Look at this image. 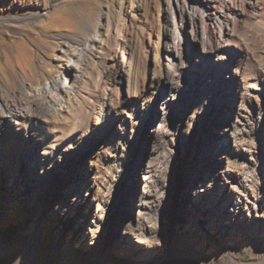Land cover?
Returning <instances> with one entry per match:
<instances>
[{
    "label": "bare ground",
    "instance_id": "bare-ground-1",
    "mask_svg": "<svg viewBox=\"0 0 264 264\" xmlns=\"http://www.w3.org/2000/svg\"><path fill=\"white\" fill-rule=\"evenodd\" d=\"M161 1V25L168 40L157 50L159 66L151 81L138 92L133 80L128 81V96L149 90L151 95L136 100V113L129 122L132 129L121 143L114 175L98 189L97 172L86 161L95 145L123 119L126 99L119 76L131 71L135 13L123 24L120 48L108 49L111 63L103 71L109 72L111 82L105 88L93 139L55 148L52 165L41 175L32 174L29 185L44 187L43 199L49 207L63 192L72 196L82 175L79 193L71 200L76 209L87 208L66 247L87 251L93 264H109V251L134 264H177L186 260L189 251L201 249L204 233L213 234L205 246L224 257L225 264H235L234 247L243 240L255 242L264 260V0ZM145 6V0H135L136 12ZM189 37L200 44L197 59L184 50V39ZM74 43L66 62L45 84L23 83L21 98L14 101L0 94V140L13 126L20 130L21 121L50 113L56 118L71 107L87 69L103 52L97 27L74 38ZM164 83L169 86L166 90L161 89ZM214 100L220 101L215 109ZM154 104L156 115L150 110ZM191 119L195 127L185 134L183 126ZM146 133H151L153 146L143 172V191L134 207L122 208L118 200L126 178L141 166L139 139ZM183 142L186 148L180 153ZM181 174L186 175L182 189L191 192L188 198L178 195ZM159 179L171 180L161 186L160 195L155 189ZM154 212L159 216L157 228L166 233L159 248L138 240L133 229L135 222H145L149 232L146 218ZM49 222L60 234L61 218ZM181 238L188 250L176 246Z\"/></svg>",
    "mask_w": 264,
    "mask_h": 264
},
{
    "label": "rangeland",
    "instance_id": "rangeland-1",
    "mask_svg": "<svg viewBox=\"0 0 264 264\" xmlns=\"http://www.w3.org/2000/svg\"><path fill=\"white\" fill-rule=\"evenodd\" d=\"M145 1L144 10L136 12L135 0H0V94L10 101L21 98L19 90L23 83L28 87H37L57 73L74 48V38L86 36L88 30L97 27L103 43L102 55L94 58L87 69L81 86L74 92L71 107L56 118L50 113L46 117L21 121L20 130L13 126L0 140V264H93L87 251L79 253L66 247L73 230L82 222L87 208L85 205L84 209H76L71 200L79 193L82 175L72 196L63 192L62 197H57L49 207L47 199H43L44 187L29 185V180L32 174L41 175L52 165L57 155L55 148L61 150L74 141L93 139L105 88L111 82L109 72L103 71L106 64L111 63V57L107 56L108 49L120 48L123 24L129 23L132 13H135L136 33L129 59L131 71L119 76L126 99L123 119L95 145L86 161L87 166L97 172L98 189L114 175L121 143L132 129L129 122L136 113V100L139 96L148 100L151 95L149 90L133 94V97L128 96V81L131 83L133 80L134 87H138L136 92L144 82L151 81L152 74L158 71L159 66L157 50L168 40L161 25L164 17L162 1ZM152 46L153 52H150ZM183 46L195 59L199 57L200 44L197 41L185 38ZM63 80L64 77L61 76L59 82L63 84ZM168 87L165 83L161 85L162 90ZM156 105L150 108L152 115L155 114ZM219 105L220 101L214 100V109ZM194 127L195 121L191 119L183 126V132L190 134ZM139 146L141 166L126 178L124 192L118 200V205L122 203V208L126 209L132 208L143 191V172L153 146L151 133L140 137ZM185 148L184 142L178 146L180 153ZM185 176L180 175L178 195L188 198L191 192L182 189ZM169 183L171 184L170 179H159L155 188L157 193L160 195L161 186ZM116 198L115 195L112 204L116 203ZM44 207L49 209L45 214ZM122 212L124 213V209ZM39 217H42L43 225L38 220ZM158 217L157 212H154L146 218L149 232L145 231V222L133 224L138 240L157 248L165 244L166 236L162 228H157ZM53 218L62 220L58 227L60 234L51 228L49 221ZM212 237L213 234L210 233L202 234L199 240L201 249L189 251L186 260H179L177 264H225L224 257L210 246H205V242ZM186 244L187 241L183 238L176 242L180 250H188ZM234 248L235 264H264L255 242L243 240ZM99 254L100 251L96 250L95 255ZM108 257L109 264H134L118 258L110 251ZM158 261L162 262L160 256Z\"/></svg>",
    "mask_w": 264,
    "mask_h": 264
}]
</instances>
